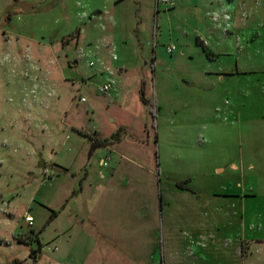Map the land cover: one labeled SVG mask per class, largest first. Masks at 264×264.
I'll use <instances>...</instances> for the list:
<instances>
[{
  "label": "rangeland",
  "instance_id": "1",
  "mask_svg": "<svg viewBox=\"0 0 264 264\" xmlns=\"http://www.w3.org/2000/svg\"><path fill=\"white\" fill-rule=\"evenodd\" d=\"M117 1L0 0V264H264V0Z\"/></svg>",
  "mask_w": 264,
  "mask_h": 264
},
{
  "label": "trees",
  "instance_id": "2",
  "mask_svg": "<svg viewBox=\"0 0 264 264\" xmlns=\"http://www.w3.org/2000/svg\"><path fill=\"white\" fill-rule=\"evenodd\" d=\"M121 1L122 0H118L117 3L118 2H121ZM202 46H203L204 50L208 53L207 48L204 45H202ZM141 90L144 91L143 88H141ZM143 102L146 105L148 104L147 99H143ZM121 130H122V128H119V130L117 132H114L110 136V138H105L104 140L99 141L98 144L101 145V146H105V145H109L110 146L111 143L113 145L116 142L122 140L123 137H121ZM177 185L179 187H181V188H185V189H188V190H191L192 191V189H190L188 187H185L183 183L178 182ZM50 211H51L50 219L40 228L39 232H42L44 230V228H46V226L55 218V216L58 215V211H56V210H50ZM36 240L39 242L40 247H41L42 244L40 243V239H39L38 235H36ZM40 247H39V249H35L34 251L31 252V257H33V259H36L37 258L36 256H37V253L40 251ZM11 264H15V263H11Z\"/></svg>",
  "mask_w": 264,
  "mask_h": 264
},
{
  "label": "built area",
  "instance_id": "3",
  "mask_svg": "<svg viewBox=\"0 0 264 264\" xmlns=\"http://www.w3.org/2000/svg\"><path fill=\"white\" fill-rule=\"evenodd\" d=\"M171 2V0H157V4L158 5H169ZM177 50V46L176 45H170L168 48H167V51L169 53H172L173 51ZM90 66H94L96 65V62L94 61H91L90 63ZM114 88V83L111 81V80H108L106 83H104L101 88H100V91L103 92V93H109L111 92V90ZM80 100L82 102H85L87 101L86 97H81ZM110 159L111 157H107L106 159H101L100 161V166L103 167V166H108L109 163H110ZM25 219L27 221L28 224L30 225H33L34 224V221H35V218L33 215H31L29 212H27L26 216H25Z\"/></svg>",
  "mask_w": 264,
  "mask_h": 264
},
{
  "label": "crops",
  "instance_id": "4",
  "mask_svg": "<svg viewBox=\"0 0 264 264\" xmlns=\"http://www.w3.org/2000/svg\"><path fill=\"white\" fill-rule=\"evenodd\" d=\"M207 1V0H206ZM178 49V48H177ZM237 67H239V66H237ZM239 69V68H238ZM108 80H110L109 78L106 80V81H108Z\"/></svg>",
  "mask_w": 264,
  "mask_h": 264
}]
</instances>
